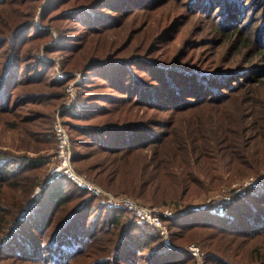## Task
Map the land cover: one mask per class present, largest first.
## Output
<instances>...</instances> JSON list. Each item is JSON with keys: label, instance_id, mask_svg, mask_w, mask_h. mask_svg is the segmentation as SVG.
<instances>
[{"label": "trees", "instance_id": "16d2710c", "mask_svg": "<svg viewBox=\"0 0 264 264\" xmlns=\"http://www.w3.org/2000/svg\"><path fill=\"white\" fill-rule=\"evenodd\" d=\"M189 1L207 20L219 12L209 61L164 47L187 26L176 15L181 0H0V116L14 115L5 126L29 137L16 146L23 156L0 151V222L9 224L45 183L46 154L56 145L46 110L61 106L68 80L53 77L54 65L36 53L53 41L51 29L59 40L44 53L64 54L63 72L83 77L61 114L80 173L116 194L162 205L177 193L180 200L206 196L264 170V66L251 63L264 62V0ZM220 48L240 59L222 63ZM5 189L13 190L10 199ZM42 192L3 251L6 264H75L84 255V264H197L179 250L190 242L208 251L207 264H264V181L223 201L219 216L212 207L166 219L169 245L65 176ZM107 228L119 238L113 252L98 250L108 255L101 258L92 247Z\"/></svg>", "mask_w": 264, "mask_h": 264}, {"label": "rangeland", "instance_id": "374dc122", "mask_svg": "<svg viewBox=\"0 0 264 264\" xmlns=\"http://www.w3.org/2000/svg\"><path fill=\"white\" fill-rule=\"evenodd\" d=\"M178 1H180V0H178ZM252 1L253 0H251V2ZM190 4H191V2L189 0H181L180 9L178 10V14H176V15H180V14L185 15V17L187 18V23H186L187 26L183 27L180 30V32L178 34H176L175 40L173 43L164 44L165 45L164 47L165 48L171 47L169 49V51H171L172 53L176 52V51L184 50L185 52H187V54L192 56V58H188V59H190V61H193V59H194L193 57H195L196 60L200 59V62L209 61L212 58V55L214 52L212 50V46H213L212 42L218 39V38H214L213 35H210L209 33H210V29L212 27L213 22L218 23L221 21L218 18L219 12L215 14L211 11V14H213L212 16H214V18L212 17L211 20H207L206 18H203L200 14L194 13L195 10L191 12L190 7H188V6H190ZM40 11H41V8L38 9V14L40 13ZM36 21H38V18H36ZM44 29H46V28L44 27ZM51 30H52L51 32H52L53 41H51L50 43L42 45L40 48H38L36 53L38 55L42 56V59L46 63L51 62L54 65L53 77L58 78L59 74H69V73L63 72V70L61 68L62 62L64 61V58H65L64 54L54 53V54H50L49 56H47L44 53L45 47L50 46L52 48H55L57 43H58V40H59V35H58L57 31L54 29H51ZM205 30H208V32H205ZM111 39H113V38L111 37ZM204 40L209 42L208 46L202 47L199 49H195L194 44L196 42H200V41H204ZM218 52L221 55L220 60H222V63H224L225 61H227V62L230 61L229 64H232L233 61L240 59V57H238V56L233 58L228 53L226 48H220L218 50ZM261 58L262 57H259V56L257 58H254L251 63H254L255 65L262 67V66H264V62L263 63L259 62ZM262 60H264V58ZM242 63H245V60H243ZM70 74H74L76 76L75 77L74 76L73 77L67 76V78H64V79L58 78L60 80H66V81L68 80V84H67L65 91H64L65 98H64V101L62 102L61 106L54 108V109H47L46 110L48 113H50L51 123L56 121L57 114L59 113V111H61V109L64 106L65 100L68 96L67 89H68L69 85L71 83H75L76 81L77 82L79 81L78 83L76 82L77 83L76 84V97H75V101H76V98L78 95L77 85H80L82 83L83 77H82L81 73H70ZM69 77H72V78H69ZM105 91H107L106 88H105ZM67 110H65V111H67ZM61 114H62V112L60 113V119H61ZM13 116L14 115L7 116V117H1L0 116V151H3V152L6 151V152H9V153L16 155V156H23L24 153L22 151H18L16 146L23 145L25 140H29V137L26 134L19 133L17 130H13L8 126H5V124H4L5 119H7L8 121H13V119H14ZM61 121H62V119H61ZM62 123H63V121H62ZM53 125H54V123H53ZM33 128L39 132L41 131V129H43V128H39V127H33ZM71 148H72V146H71ZM83 151L91 152L92 150L84 149ZM55 153H56V145L54 148H52L49 151V153L46 154L49 157L50 163L46 169V173L44 176V182L45 183H50L51 181L55 180V178H51V170H52V166L54 164ZM25 155L32 156L31 153H30V155L29 154H25ZM141 164H142L141 158L135 159L133 162H131L132 168L134 167L135 171H137V169L140 167ZM72 166H73L74 172L77 176L82 178V180L86 181L87 183H91V184L95 185L96 187H99L106 194H108L112 197H126V198L131 199L132 201L140 204V205H143V206L168 209V210L172 211L174 217H181V216L191 214V213L193 214L196 212H205V211H207V208L210 209L212 207L216 208L217 215L219 216V214H220L219 212L221 211V208H217V207L220 206L221 204H224L223 201L230 202L231 199L234 197V193L237 191V189H241L242 191H247V190L250 191V190H253L254 188L258 187L264 181V177H261L264 174V170H263L260 172V174L249 177V178H247V180H245L243 182H235L230 187L224 186L220 191L211 192L210 194H208L206 196L199 195L197 197L191 198V195L189 194L188 196H186V198L184 197L180 200V198L178 197L180 193H177L175 195H172L170 198L174 201V203L155 205V204L151 203V201H149V200L138 199L136 197L129 196L128 194H125V193L116 194L115 192H113V191L111 192V191L107 190L105 187H102L101 185L97 184L87 174H82L79 172V170H78L79 168L73 164V153H72ZM252 179L253 180H262V181L259 184H257L256 186H254L253 189L248 188V187L246 188L245 184L246 183L251 184ZM71 182L75 184V182H73V181H71ZM43 185H41L40 187L37 186L33 190L31 195L29 196V198L23 203L22 207L17 212L15 218L9 224H8V221L7 222H0V227L2 230V232L0 233V264L12 263L10 261L4 260L5 257L2 256V253L5 250L6 246L10 243V241L18 233H20V231L24 227L25 222L27 221V218L33 212V210L35 208L34 206L44 198L42 191L40 194L38 193L39 189L42 190ZM75 185L78 186L77 184H75ZM78 188H80L81 190H85L89 194L93 195L88 190L83 189L80 186H78ZM243 189H245V190H243ZM5 191L8 193V199H10L9 193H11V191H13V190L5 189ZM230 192H232V193L230 194ZM13 193L16 194L15 192H13ZM37 194H39V197ZM93 196H95V195H93ZM95 197L100 199L101 202L103 201V199L101 197H98V196H95ZM226 199H230V200L226 201ZM31 203L34 204V206H33L34 208L30 209L31 210L30 214L27 212L28 217L22 218V215H24V213H25L26 207ZM103 204L107 207V209L109 208L105 203H103ZM109 209H112V208H109ZM117 209H124V208H117ZM124 210H126V209H124ZM128 214H129L128 217L133 218V216L130 212ZM174 217H172V218H174ZM166 219H171V218H163L164 225L168 229V235H169L168 241H169L170 240V232H169L168 225L166 223ZM112 230H110V232H109V228H107L106 238L101 239L100 241L96 242V244H94L92 247L93 252H94V250L96 252H98L99 253L98 256H100L101 258H107L108 255H104L102 252H99L98 250H106V252L111 253V252H113L114 248L116 247V240L119 238V231L114 232L113 228H112ZM115 233L118 235L117 239H116ZM168 245H169V243H168ZM182 246L183 247L179 248V250L187 249V248L192 247V246L199 248L201 254L203 255V264L208 263L207 262L208 261V253H207L208 251L205 248H203L198 242H190V243L184 244ZM87 258H88L87 255L80 256L76 259L77 261L75 262V264H84V263H86L87 260H89ZM196 262L198 264L197 260H196ZM16 264H32V263H27V262H23V263L19 262L18 263V261H16Z\"/></svg>", "mask_w": 264, "mask_h": 264}, {"label": "built area", "instance_id": "2783aa9c", "mask_svg": "<svg viewBox=\"0 0 264 264\" xmlns=\"http://www.w3.org/2000/svg\"><path fill=\"white\" fill-rule=\"evenodd\" d=\"M67 76H76L74 74H59L60 79L67 78ZM77 82V81H76ZM71 83L67 89V98L65 100L64 106L57 114L56 121L54 122L53 128L55 133V139H56V153L54 156V164L52 166L51 170V178H56L59 176H65L69 180L75 182L78 186L82 187L83 189L88 190L90 193H92L95 196L101 197L103 199V203H105L109 208L117 209V208H124L127 211H129L134 219L137 222L147 224L153 228H155L158 233L162 236L164 243L168 244V229L164 225L163 218H172L174 217L172 211L168 209H161V208H153L148 206L140 205L131 199H128L126 197H112L108 194H106L102 189L99 187H96L95 185L91 183H87L86 181L82 180L79 176H77L74 172L73 166H72V148H71V141L70 136L62 123L60 119V113L69 109L76 97V84L77 83ZM262 175V174H261ZM264 177V174L261 176ZM262 180H253L251 181V184L246 183V188H253L257 184H259ZM253 182V183H252ZM244 190V189H243ZM41 189H39L38 193H41ZM241 189H237V191L234 193V196L241 193ZM39 194L38 197H39ZM37 197V198H38ZM230 200V199H226ZM34 206L33 203L29 204L26 207L23 217H28L27 212L30 214V209H32ZM181 251H185L190 253L197 261L198 264H203V255L201 254L199 248L192 246L187 249H182Z\"/></svg>", "mask_w": 264, "mask_h": 264}]
</instances>
